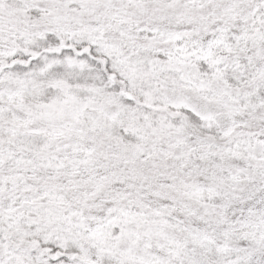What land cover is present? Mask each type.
<instances>
[{"label":"snow or ice","instance_id":"snow-or-ice-1","mask_svg":"<svg viewBox=\"0 0 264 264\" xmlns=\"http://www.w3.org/2000/svg\"><path fill=\"white\" fill-rule=\"evenodd\" d=\"M0 264H264V0H0Z\"/></svg>","mask_w":264,"mask_h":264}]
</instances>
